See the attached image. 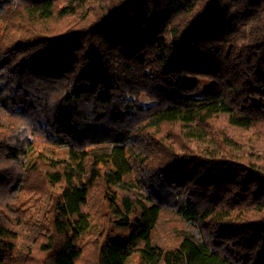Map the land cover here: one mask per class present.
<instances>
[{"label":"trees","instance_id":"obj_1","mask_svg":"<svg viewBox=\"0 0 264 264\" xmlns=\"http://www.w3.org/2000/svg\"><path fill=\"white\" fill-rule=\"evenodd\" d=\"M0 264H264V0H0Z\"/></svg>","mask_w":264,"mask_h":264},{"label":"rangeland","instance_id":"obj_2","mask_svg":"<svg viewBox=\"0 0 264 264\" xmlns=\"http://www.w3.org/2000/svg\"><path fill=\"white\" fill-rule=\"evenodd\" d=\"M212 81L207 78H201L200 80V95H203L205 91L211 86ZM57 155L59 157L67 158L68 157V147L58 148Z\"/></svg>","mask_w":264,"mask_h":264}]
</instances>
